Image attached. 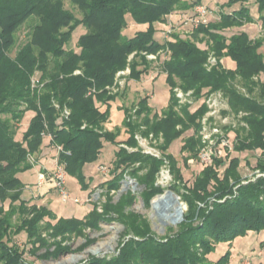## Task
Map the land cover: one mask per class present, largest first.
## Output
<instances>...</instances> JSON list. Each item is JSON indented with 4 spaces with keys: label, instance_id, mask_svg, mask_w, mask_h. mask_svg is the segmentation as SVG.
<instances>
[{
    "label": "trees",
    "instance_id": "16d2710c",
    "mask_svg": "<svg viewBox=\"0 0 264 264\" xmlns=\"http://www.w3.org/2000/svg\"><path fill=\"white\" fill-rule=\"evenodd\" d=\"M65 1L0 0V264H33L26 261L25 249L15 241L22 232L32 244L30 250L36 253L46 248L43 256L56 258L67 249L58 245L51 251L50 239L98 227L109 212L117 214L131 237L120 245L118 253L94 256L81 264H229L230 251L216 261L208 256L221 242L232 244L238 236L264 230V175L244 178L239 169L242 158L230 151L225 158L215 156L193 184L187 185L178 160L168 151L175 140L193 129L184 137L181 151L187 153L185 163L198 159L203 145L199 119L207 106L202 104L193 111L186 104L178 109L174 88L193 90L196 99L222 90L230 105V111L224 114L237 117L235 126L223 125L235 134L233 151H260L255 169L264 173V37L251 38L246 31L230 36L224 33L258 19L264 27V0H254L258 17L252 13L250 0H227L217 20L193 28L189 37L174 33L164 42L156 37L155 23H165L175 10H189L203 0H69L81 17L67 8ZM236 4L238 8L226 10ZM32 20L35 23L27 40L13 55L19 30ZM131 23L148 26L128 36L124 30ZM80 25L86 32L78 37V49L70 48ZM204 41L205 48L199 45ZM160 51L167 53L162 71L170 87L169 103L159 114L148 105L150 98L146 96L134 115L123 109L122 125L128 137L117 140L119 133L104 127L112 102L118 97L112 92L117 74L129 68L128 77L140 80L151 67L146 54ZM211 54L217 62L209 68ZM224 57H230L234 66H224ZM37 73L40 75L34 79ZM64 109L70 110L69 116H62ZM27 112L34 115L18 139ZM138 133L162 134L164 138L161 149L178 180L171 190L180 192L183 187L181 198L187 205L176 230L169 227L168 233L159 237L148 219L126 213L125 207L134 200L132 195L117 204L107 203L104 213L93 209L83 218L60 217L55 223L51 220L57 216L50 207L23 197L25 184L20 174L34 166L30 157L47 144L46 134L51 135V147L61 146L58 162L86 190L92 180L87 181L84 165L99 158L104 141L114 143L115 157L109 168L112 178L105 182L107 188L119 189L129 173L145 185L143 197L149 206L151 199L163 191L156 183L163 159L125 147L138 145ZM137 163L139 166L134 167Z\"/></svg>",
    "mask_w": 264,
    "mask_h": 264
},
{
    "label": "rangeland",
    "instance_id": "374dc122",
    "mask_svg": "<svg viewBox=\"0 0 264 264\" xmlns=\"http://www.w3.org/2000/svg\"><path fill=\"white\" fill-rule=\"evenodd\" d=\"M226 1L227 0H203L202 5H204L208 10L206 17L207 22L214 21L219 18L220 7ZM65 5L67 8L73 10L78 17L82 16L81 12L75 8L69 0L65 1ZM198 5H195L186 11L181 9L175 10L167 17V21L165 23L156 22L155 27L157 29V39L164 42L166 39H172V35L174 33H178L181 37H189L194 28V22L192 19L197 16L195 8L198 7ZM249 5L253 15L258 17V6L254 3V0H250ZM238 7L239 4H236L232 8H226V10L231 11L233 8ZM34 23L35 22H33V20L29 21L19 30V42L18 46L12 53L13 55H15L17 49L27 40L29 31ZM147 26V24L135 25L131 23L127 29L124 30V32L128 36H131L133 35L135 29H146ZM241 31H246L251 38L264 37V27L260 19H258L255 23H248L241 27L227 29L224 33L230 36ZM85 32V26L80 25L74 32L69 47L78 49V37ZM199 45L205 48L206 42H201ZM261 51L264 53V46L261 48ZM134 54L135 53H133L130 58H132ZM149 55L150 54H146V58L151 61V67L141 76L140 80L130 79L128 77L130 69L122 70L121 74H117L116 83L112 88V92L117 93L118 97L112 102L109 120L104 124L107 131L109 130L117 134L119 133L117 140L128 137L126 128L122 125L125 116L123 109H129L130 115H134L135 111L138 109L139 101L146 96H149L150 98L148 105L153 108L154 112L159 114L163 112L169 103L170 87L166 81V73L162 71V61L167 57V53L166 51L155 53L156 58H150ZM222 62L226 67L234 66V61L230 57H224ZM139 68L143 67L140 66ZM39 75L40 73H37L34 76V79L38 78ZM177 88L181 89L179 86L175 87V94ZM201 103L202 100H199L191 107V109H197ZM97 105L100 106L102 110H105L106 108L100 102H98ZM180 106L181 103L178 101V109ZM228 107V111H230L229 101ZM33 115V112L26 113V116L21 121L20 129L18 130V139H21L22 133L26 129L29 119ZM85 126L86 124L83 127ZM192 133L193 129L188 130L181 138L172 143L168 151L178 160V166L181 168L184 182H186L187 185L193 184L196 175L205 165L200 159H190L187 163H185L184 158L187 153L181 151V146L184 143V137ZM140 134L141 133H139V137L135 136L138 142L137 146L134 147L125 145V147L129 151L139 150L144 154L163 159V164L157 173L156 180L157 185H159L163 191L156 194L151 199L149 206L146 205L143 197L145 185L141 184L136 178L131 177L129 173L125 174V178L122 180L121 187L119 189L112 190L107 188L105 182L111 179L112 175L110 173H104L101 171L100 167L104 166L108 169H112L116 145L110 141H104V147L99 158L93 163L85 164L83 168L87 181H90V179L92 180L88 190L83 189L76 176L68 173L66 185L71 198H69L66 202L61 199L58 190L50 184H46L45 188L42 189L46 194H44V196L40 195V199L37 201L41 205H47L54 211L57 218H54L51 221L55 223L60 217L83 218L93 209L98 213H104V205L107 203L117 204L122 199L132 195L134 196V200L131 204L125 207L124 211L126 213H135L148 219L152 230L159 237L168 233L169 227H173L174 230H176L178 224L184 217V212L187 210V205L181 198L183 187H181L180 192L171 190L174 184L178 183V180L176 181L172 172L171 163L161 149V145L164 142L162 134L158 137L153 135V139H151V134L148 136ZM146 137L148 139H145ZM231 137H234V133H231ZM48 139V137H45L44 144H47L43 147L41 153L39 152L40 154L37 153L33 156L35 165L20 174V177L25 184L23 192L24 198L31 199L38 197V173L41 168L46 166L48 170H52L57 167L56 157L58 154V147H50ZM155 149L157 151H155ZM150 151L160 153L161 157L155 156L150 153ZM260 153L261 152L258 150L250 152L245 151L241 153L232 150V154L234 156L239 155L242 158V164L239 169L244 178H249V180H251L255 179L257 176L264 175L262 171L255 169L256 161ZM45 156L50 159L43 161V159L46 158ZM137 166H139V163L134 165V167ZM132 168L133 167H131V169ZM140 174H145V171H140ZM33 194L37 196H33ZM161 196L165 197L160 198ZM75 198H79L80 201L76 202ZM178 206L182 209L181 217L178 221L172 222L167 217L169 214L173 213ZM46 220H50V218L47 217ZM45 235H48V233L46 232L44 236ZM130 237L131 234H126V227L124 223L117 219V214L109 212L106 215V220H100L98 227H86L80 234L74 233L66 237L60 236L56 239H50L49 243L52 245L50 248L51 251H55L58 245H62L67 249L56 258L43 256L46 248H43L36 253L30 250L32 244L28 241V237L25 232L17 235L15 237V241L25 249L26 252L24 257L28 263L81 264L94 256L103 257L118 253L120 251V245ZM227 251L231 252L229 264H237L245 257H248L253 264H264V230L260 232L250 231L247 235L238 236L233 240L232 244L229 242H221L217 245L216 250L208 256V258L210 261H216Z\"/></svg>",
    "mask_w": 264,
    "mask_h": 264
},
{
    "label": "built area",
    "instance_id": "2783aa9c",
    "mask_svg": "<svg viewBox=\"0 0 264 264\" xmlns=\"http://www.w3.org/2000/svg\"><path fill=\"white\" fill-rule=\"evenodd\" d=\"M197 16L192 19L194 22V28L200 24H206L207 22V8L199 4L198 7L195 8ZM150 58H156L155 54H150ZM217 62L216 57L211 54L208 59L207 66L210 68L215 65ZM129 69V68H128ZM130 71V70H129ZM120 71L118 74H121ZM176 96L178 98L179 103L181 105H190L192 107L199 100H202V103L198 106L200 107L202 104L207 106L206 113L199 119L200 122V131L199 135L202 141V147L198 153V159L205 165L212 164L215 156L225 158L228 152L233 150V143L235 139L231 137V133L233 131H226L223 128L225 124H237V117L234 113H226L224 111H228V98L225 96L222 90H214L206 93L200 99H196L193 93V90L184 91L183 89H176ZM196 110V109H195ZM194 111V110H193ZM70 114L69 109H64L62 116L67 117ZM241 114L239 115V117ZM232 118V119H231ZM142 135V134H140ZM44 137L51 138V135L44 134ZM136 137H139V133L136 134ZM143 138V137H142ZM145 139H148L147 137ZM151 139H153V134H151ZM61 149V146H58V152ZM151 149V148H150ZM155 151H157L155 149ZM150 151V153L155 156H160V153ZM155 152V153H154ZM146 153V152H145ZM31 161L34 163L35 160L33 156L30 157ZM57 167L52 170H48L46 166L40 169L38 173V184H50L56 190H58L59 195L63 201H67L71 198V195L67 189L66 181H67V171L65 169L64 164L58 162V154L56 157ZM35 165V163H34ZM101 171L106 174L110 173V169L107 167L101 166ZM76 202H79V198H75ZM237 264H253L252 261L248 258H242Z\"/></svg>",
    "mask_w": 264,
    "mask_h": 264
},
{
    "label": "bare ground",
    "instance_id": "6f19581e",
    "mask_svg": "<svg viewBox=\"0 0 264 264\" xmlns=\"http://www.w3.org/2000/svg\"><path fill=\"white\" fill-rule=\"evenodd\" d=\"M164 197L165 196H161L160 198H164ZM181 214H182V209L180 206H178L176 210L173 213L169 214L167 218L171 220L172 222H176L180 219Z\"/></svg>",
    "mask_w": 264,
    "mask_h": 264
},
{
    "label": "crops",
    "instance_id": "0c3cea01",
    "mask_svg": "<svg viewBox=\"0 0 264 264\" xmlns=\"http://www.w3.org/2000/svg\"><path fill=\"white\" fill-rule=\"evenodd\" d=\"M134 31H135V30H134ZM48 140L50 141V138H49ZM49 141H48V142H49ZM50 147H51V146H50ZM43 151H44V150H43ZM43 151H42V153H43ZM40 153H41V151H40ZM40 153H39V154H40ZM45 157H46V156H45ZM47 159H50V158H49V157H48V158L46 157V158L43 159V161H44V160H47ZM39 166H40V165H39ZM38 183H39V182H38ZM45 185H46V184H38V189H37V191H38V194H37L38 197L33 198L35 201H37L38 199H40V195H43V196H44V194H46V193H44L43 190H42V189L45 188ZM37 195L33 194V196H37ZM41 199H42V198H41Z\"/></svg>",
    "mask_w": 264,
    "mask_h": 264
},
{
    "label": "water",
    "instance_id": "95a60500",
    "mask_svg": "<svg viewBox=\"0 0 264 264\" xmlns=\"http://www.w3.org/2000/svg\"><path fill=\"white\" fill-rule=\"evenodd\" d=\"M171 193H173L172 191H170Z\"/></svg>",
    "mask_w": 264,
    "mask_h": 264
}]
</instances>
